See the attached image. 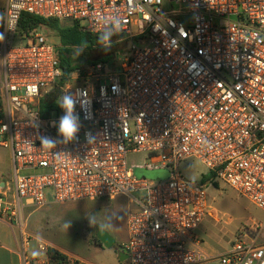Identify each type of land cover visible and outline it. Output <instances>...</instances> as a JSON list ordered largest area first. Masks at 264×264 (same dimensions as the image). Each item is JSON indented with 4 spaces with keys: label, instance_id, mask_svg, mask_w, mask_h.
I'll return each instance as SVG.
<instances>
[{
    "label": "built area",
    "instance_id": "2783aa9c",
    "mask_svg": "<svg viewBox=\"0 0 264 264\" xmlns=\"http://www.w3.org/2000/svg\"><path fill=\"white\" fill-rule=\"evenodd\" d=\"M23 13L79 21L97 37L101 18L117 14L123 32L112 43L131 51L113 70L95 61L61 84L58 47L42 29L20 35ZM0 34V146L12 156L0 223L24 237L27 207L125 197L128 264H264L254 241L210 254L197 235L211 207L207 184L264 210V0H0ZM66 93L83 106L76 138L63 143L54 124ZM42 137L56 147L42 148ZM141 152L170 177L135 176L127 155ZM193 158L209 170L206 183L181 174ZM24 264L87 263L39 242Z\"/></svg>",
    "mask_w": 264,
    "mask_h": 264
},
{
    "label": "rangeland",
    "instance_id": "374dc122",
    "mask_svg": "<svg viewBox=\"0 0 264 264\" xmlns=\"http://www.w3.org/2000/svg\"><path fill=\"white\" fill-rule=\"evenodd\" d=\"M62 24L69 25L70 22L64 21ZM42 32L53 44L57 47L60 46V38L56 32L44 28H42ZM114 50L116 55L113 54ZM130 51L131 45H128L126 41L120 44L114 42L107 50L96 44L90 51L89 62L99 61L103 57H108L110 59L107 65L109 70H113ZM72 86H75V84L72 83ZM51 114L55 117L56 112ZM127 164L135 176L145 177L150 180H166L171 174L170 169H164L160 165L159 169H154L151 158L145 152L128 154ZM179 170L185 179L198 183L209 172L206 166L196 158L182 162ZM1 176L5 178L12 176L11 151L2 146H0ZM207 191L211 207L204 222L197 230V235L205 251L210 254H222L231 249L239 238H244L248 242L254 241L257 245L264 246V210L258 208L251 200L240 195L227 185L220 184L217 187L210 183L207 184ZM100 201L103 202L101 207H96L94 210L85 208L87 210V212L84 211L86 214L83 213V210H80L82 208L73 211L69 210L68 220L71 221V227L66 231L63 228V221L51 223L50 231H47V234L52 236L61 251L77 256L92 264H127L126 261L122 262L120 260L116 247L108 249L104 246L95 245L90 240V236L85 234L82 229L85 222H89L88 217L90 215L99 214L100 221L103 220L104 215H107L110 223L114 224L116 232L112 234L113 232L109 228L105 231L117 239V245L123 241V245H127L128 236L124 230V218L126 214L128 215L130 209H128L129 201L125 197L101 199ZM25 230H27V227ZM91 233L97 235L98 230L92 228ZM36 248L37 243L32 241L31 250H36Z\"/></svg>",
    "mask_w": 264,
    "mask_h": 264
},
{
    "label": "crops",
    "instance_id": "0c3cea01",
    "mask_svg": "<svg viewBox=\"0 0 264 264\" xmlns=\"http://www.w3.org/2000/svg\"><path fill=\"white\" fill-rule=\"evenodd\" d=\"M81 203L65 202V203L56 204V203L50 202L44 208H41V209H34L32 207H27L24 212L25 229L27 227V230H25V233L27 235H25L24 237L21 235V232L17 226L15 225L13 226L5 220L1 221L0 223V264H24V250L29 249L30 252L36 251V250H33V251L31 250L32 241H35L37 244L39 242H43L47 244L49 247H51L52 249H55L62 254L73 256V257H76L86 262L87 264H92L77 256L64 253L58 247L56 242H54L52 236H49L47 234V231H50L49 228H50L51 223L62 222L63 220H68V216L70 214L69 210L73 211V210H78L82 208L80 210H83V213L86 214L88 209L92 208V210H94L96 207H101L103 204V202L100 200H87V201H82ZM54 205H57V206H54ZM129 208H130V204L128 205V209ZM98 220L100 221L99 218ZM90 228L91 229L96 228L97 230L101 228L99 226L93 227L92 225H90L89 222H85V224L83 225L82 229L84 233L88 234V236H90V240L94 242L93 237L95 234L93 235L91 233ZM109 229L113 232L112 234H115L114 232H116V228L114 224H112V227H110ZM124 230L128 236L127 214H126V217L124 218ZM27 236L30 240L28 245L24 242L25 239H27ZM115 240H116V243L114 247H116V252L119 256V251L124 246L123 245L124 241L120 242L117 245V239L115 238ZM126 240H127V237H126ZM94 244L97 246H103L102 244L99 245L95 242Z\"/></svg>",
    "mask_w": 264,
    "mask_h": 264
},
{
    "label": "trees",
    "instance_id": "16d2710c",
    "mask_svg": "<svg viewBox=\"0 0 264 264\" xmlns=\"http://www.w3.org/2000/svg\"><path fill=\"white\" fill-rule=\"evenodd\" d=\"M42 28L50 29L56 32L60 38V46L58 47V50L61 68L63 70V78L61 84L66 83L71 78L73 73L78 69L84 68L86 67V65L95 62H89V58L91 55L90 51H92L93 47L97 44L98 37L87 31L79 21L73 22L70 25H63L62 22L56 19L40 18L29 13L22 14L18 28V32L20 35H26L29 32ZM82 44H86L87 48L82 54L76 57L74 54L75 47ZM109 59L110 58L108 57H103L99 61H102L104 64H106L108 63ZM42 108L43 117L48 116L50 110L52 109V107L47 108L46 102L43 104ZM207 181V178H204L202 180L203 183H206ZM93 239L95 243L99 245L101 244V242L97 238V235H94ZM60 256L64 257L63 255Z\"/></svg>",
    "mask_w": 264,
    "mask_h": 264
},
{
    "label": "clouds",
    "instance_id": "9594fccd",
    "mask_svg": "<svg viewBox=\"0 0 264 264\" xmlns=\"http://www.w3.org/2000/svg\"><path fill=\"white\" fill-rule=\"evenodd\" d=\"M101 30L97 38V44L103 47L105 50L109 49L112 44V39L115 36H119L123 32L122 20L117 14H111L101 18ZM3 40V35L0 34V41ZM87 48L86 44H82L75 47V56H79ZM58 106L63 111V115L60 116L58 123L54 126L57 127L58 135L62 138L63 143H68L76 138L77 133L80 130V118L76 112V106L78 103L83 106V102L77 94L66 93L58 98ZM42 148L54 149L57 141L49 138H41ZM99 214H93L88 217L90 225L93 227L99 226L101 230H106L112 227L107 215H104L102 221L98 220ZM71 227L70 220H63V228L67 231Z\"/></svg>",
    "mask_w": 264,
    "mask_h": 264
},
{
    "label": "water",
    "instance_id": "95a60500",
    "mask_svg": "<svg viewBox=\"0 0 264 264\" xmlns=\"http://www.w3.org/2000/svg\"><path fill=\"white\" fill-rule=\"evenodd\" d=\"M97 238L105 248H113L115 246L116 240L105 230H98ZM119 258L122 262H125L128 259V254L124 249H120Z\"/></svg>",
    "mask_w": 264,
    "mask_h": 264
}]
</instances>
